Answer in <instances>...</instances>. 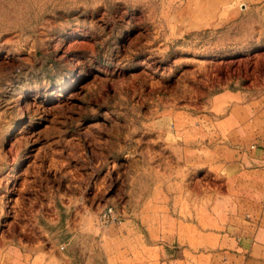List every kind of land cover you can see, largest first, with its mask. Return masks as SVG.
Listing matches in <instances>:
<instances>
[{
  "label": "rangeland",
  "instance_id": "1",
  "mask_svg": "<svg viewBox=\"0 0 264 264\" xmlns=\"http://www.w3.org/2000/svg\"><path fill=\"white\" fill-rule=\"evenodd\" d=\"M225 1L0 0V250L49 245L62 209H117L158 128L264 78L262 9Z\"/></svg>",
  "mask_w": 264,
  "mask_h": 264
},
{
  "label": "crops",
  "instance_id": "2",
  "mask_svg": "<svg viewBox=\"0 0 264 264\" xmlns=\"http://www.w3.org/2000/svg\"><path fill=\"white\" fill-rule=\"evenodd\" d=\"M238 1L264 16V0L216 6ZM233 85L194 123L157 129L166 140L149 172L123 180L120 224L101 229L97 212L62 209L53 242L7 245L0 264H264V78Z\"/></svg>",
  "mask_w": 264,
  "mask_h": 264
},
{
  "label": "built area",
  "instance_id": "3",
  "mask_svg": "<svg viewBox=\"0 0 264 264\" xmlns=\"http://www.w3.org/2000/svg\"><path fill=\"white\" fill-rule=\"evenodd\" d=\"M255 145L251 144L250 148H254ZM122 222V218L117 213L116 209L112 205H104L96 215V225L98 228H106L109 226L117 225Z\"/></svg>",
  "mask_w": 264,
  "mask_h": 264
}]
</instances>
